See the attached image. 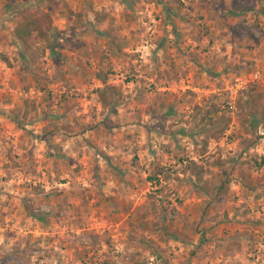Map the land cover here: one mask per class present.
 I'll list each match as a JSON object with an SVG mask.
<instances>
[{"label": "rangeland", "instance_id": "obj_1", "mask_svg": "<svg viewBox=\"0 0 264 264\" xmlns=\"http://www.w3.org/2000/svg\"><path fill=\"white\" fill-rule=\"evenodd\" d=\"M0 264H264V0H0Z\"/></svg>", "mask_w": 264, "mask_h": 264}, {"label": "trees", "instance_id": "obj_2", "mask_svg": "<svg viewBox=\"0 0 264 264\" xmlns=\"http://www.w3.org/2000/svg\"><path fill=\"white\" fill-rule=\"evenodd\" d=\"M7 3L13 2V1H20L24 2L26 0H5ZM69 15L73 14L72 11L69 10ZM83 15L80 13L77 15L78 18H81ZM52 25V18L50 13H45V14H38V13H32L28 12L25 13L22 16L21 21L15 26L13 29V40L15 44L19 48H23L24 50H29L31 48V45L37 41H49L50 38V27ZM2 61L10 67L11 64L9 63V60L7 57L2 55ZM96 78L102 83V87L97 88L95 90V93L97 95L98 101L101 104V106L104 109H111L112 112H116L115 110V105L118 103V101L122 98V92L121 88L119 86H116L108 81V76L107 74H104L102 72H98L96 74ZM33 106V105H32ZM27 113H24L26 115ZM219 119H211L208 118V122L210 126L215 127L219 123ZM111 126L108 125L107 128H111ZM221 135V130L219 131H212L210 135H206L205 138L202 141V144L200 147H197L195 149L196 155L198 157L203 156L206 151H207V145H208V140L211 139H217ZM201 162V164H200ZM179 163L182 166V170L186 173H189L192 175L195 179L200 180L201 175L204 172L203 169V163L202 161L198 160L195 161L193 159H179ZM166 179H170L168 175H166ZM244 180H247L245 183V186L248 188H252L255 186L254 179L247 174V176L243 177ZM150 181H156V178L150 177ZM228 180L225 182L221 183L220 186L216 188H209V186H206V193H214L217 196H224L228 192Z\"/></svg>", "mask_w": 264, "mask_h": 264}, {"label": "crops", "instance_id": "obj_3", "mask_svg": "<svg viewBox=\"0 0 264 264\" xmlns=\"http://www.w3.org/2000/svg\"><path fill=\"white\" fill-rule=\"evenodd\" d=\"M25 2V1H24ZM71 54H73L74 56H75V58H76V56H78V54H75V53H71ZM97 79V78H96ZM98 80V79H97ZM99 81V80H98ZM99 83H100V87H102V83L99 81ZM99 87V88H100ZM97 96V95H96ZM98 99V98H97Z\"/></svg>", "mask_w": 264, "mask_h": 264}, {"label": "built area", "instance_id": "obj_4", "mask_svg": "<svg viewBox=\"0 0 264 264\" xmlns=\"http://www.w3.org/2000/svg\"><path fill=\"white\" fill-rule=\"evenodd\" d=\"M258 77H259V76H258V74L256 73V74H255V78H258Z\"/></svg>", "mask_w": 264, "mask_h": 264}]
</instances>
